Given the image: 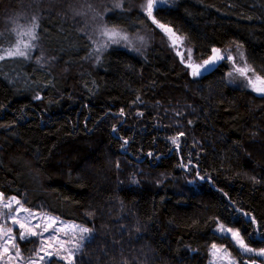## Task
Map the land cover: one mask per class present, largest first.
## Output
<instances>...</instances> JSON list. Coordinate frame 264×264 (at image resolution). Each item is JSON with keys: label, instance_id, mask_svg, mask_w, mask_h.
Returning <instances> with one entry per match:
<instances>
[{"label": "trees", "instance_id": "16d2710c", "mask_svg": "<svg viewBox=\"0 0 264 264\" xmlns=\"http://www.w3.org/2000/svg\"><path fill=\"white\" fill-rule=\"evenodd\" d=\"M17 1L0 0V26ZM152 15L195 61L234 43L264 78V0H178ZM38 21L57 67L0 60V194L89 228L71 264H209L213 244L253 264L215 230L264 249V96L228 85L222 63L191 78L154 37L138 56L111 48L87 64L78 26L57 9ZM105 24L151 27L127 7Z\"/></svg>", "mask_w": 264, "mask_h": 264}, {"label": "rangeland", "instance_id": "374dc122", "mask_svg": "<svg viewBox=\"0 0 264 264\" xmlns=\"http://www.w3.org/2000/svg\"><path fill=\"white\" fill-rule=\"evenodd\" d=\"M17 2L18 6L14 9L15 11L1 21L0 55L5 58H13L6 55V49L14 48L17 42H22L20 46L23 47V43L29 41V38L22 36L21 33L34 23L38 25V16L42 12L57 9L72 25L78 26L90 41L91 52L86 61L87 64L96 61L111 48L122 49L138 56L154 43V37L165 43L191 78H199L222 63L227 68L225 79L228 85L264 96V94L254 90V86L262 88L264 84L255 80L258 75L248 65L245 53L240 45L233 43L224 49H219V53L212 51L207 60L219 56H223L224 59L217 58L210 64H205L206 60L197 62L193 56V49L183 37L160 28L159 23L153 22V15L151 17L147 15L145 7L147 0H18ZM177 2L178 0H155L152 13L158 7H173ZM118 3L121 5L120 7H116ZM124 7L129 10L137 8L150 23L149 30L148 28H141L135 33H129L123 29L109 27L105 24V16L108 13L117 10L122 11ZM37 29L38 27L35 28L37 39L31 41L34 47L31 48L29 58L26 59L34 64L46 65L51 69H55L57 65L46 55V50L39 43ZM109 30H116L120 36H126L127 40L119 39V42H112L109 36L105 35ZM189 50H191L190 58ZM227 57H232V59ZM197 65L200 66L198 69L199 74L194 75L193 70ZM241 68L248 70L246 76L237 71ZM248 78L253 79L254 85L249 84ZM21 224H24L25 227L21 228ZM35 225H39V227H34ZM76 225L78 224L61 220L44 211L29 210L19 200L13 199V197H4L0 194V264H46L52 258L71 264L75 255L92 235L91 230L88 233L79 232L74 227ZM46 227L48 230L44 231ZM225 228L228 227L225 226ZM53 229L58 230L56 232L58 239L49 240L47 238L53 234ZM32 232H36L38 235H32ZM215 232L228 237L233 246L245 258L244 261H247L248 258L255 261V264H260L257 260L264 263V256L255 254L259 252L258 250L253 249V253L243 251L237 241L232 239L231 233L222 234L220 225ZM21 233L24 234V239L20 238ZM81 236L84 237L83 240L80 239ZM64 241H67V243H64ZM25 243H27V246L23 245ZM77 243L80 245L78 249L76 247ZM5 248H7V252L4 251ZM209 251V264H240L239 259L235 258L222 246H217L216 250L211 246ZM40 257H44V260H41Z\"/></svg>", "mask_w": 264, "mask_h": 264}, {"label": "snow or ice", "instance_id": "6c2138e0", "mask_svg": "<svg viewBox=\"0 0 264 264\" xmlns=\"http://www.w3.org/2000/svg\"><path fill=\"white\" fill-rule=\"evenodd\" d=\"M155 3V0H147V4H146V10H147V15L149 17L152 16V9H153V5ZM121 5L118 3L116 5V7H120ZM153 22H156L155 20ZM160 28L162 29H165V31H168V32H171V29H168V28H165L164 25L162 24H159L158 25ZM38 27L37 24H33L31 25L30 28H28L27 30H25L23 33H21L22 36H27L29 38V41L27 43H23V47H21V43L22 42H17L15 47L14 48H10V49H6L5 52H6V55L9 56V57H24V58H29V52L31 50L32 47H34V45L31 44V41L32 40H35L37 39V36L35 34V28ZM105 35H108L109 38L112 40V42H119V39H124V40H127V37L126 36H120L118 32H116V30H109L105 33ZM214 53H219V49H213L212 50ZM242 55V54H241ZM191 56V50H189V58ZM5 57L3 55H0V60H3ZM224 59L223 56H219V57H213L211 58L210 60H206L204 63L205 64H210L212 63L215 59ZM228 59H232V57H227ZM191 66V65H189ZM199 65H197L194 70H193V74L196 75V74H199L198 72V69H199ZM238 72H240L241 75H244L246 76V73H247V69H244V68H241V69H237ZM255 80L256 81H260L261 84H264V78L262 77H259V76H256L255 77ZM248 82L249 84H253L254 85V81L252 78H248ZM254 90L260 92L261 94H264V87L262 88H256L254 86ZM173 143H176V140L173 139ZM14 199V198H13ZM17 203H19L17 201ZM247 215V214H246ZM53 220L55 218H52ZM15 222V221H14ZM21 228L25 227L24 224H21L20 225ZM34 227H39V225H35ZM49 227H51V225H49ZM76 229L79 230V232L81 233H88L90 231L89 228L87 227H81L79 225H76L74 226ZM47 227L44 229V231H47ZM58 230L57 229H53V234L50 235L47 239L49 240H56L58 239L57 235H56V232ZM220 231L222 232V234H227V233H231V236H232V239L236 240L237 243L239 244L240 248L245 251V252H248V253H253L254 250L249 248L245 243H244V240L243 238L240 236V232L239 231H233L231 228H225L224 225H220ZM32 235H38V233L36 232H32ZM20 238L21 239H24L25 236L23 233L20 234ZM81 240L84 239L83 236H81L80 238ZM64 243H67V241H64ZM77 249L80 247L79 243H77ZM213 249L216 250L217 246L215 244L212 245ZM5 252H7V248L4 249ZM257 255H262L264 256V249H261L258 253H255ZM41 260H44V257H40ZM253 264H255V261H253Z\"/></svg>", "mask_w": 264, "mask_h": 264}]
</instances>
